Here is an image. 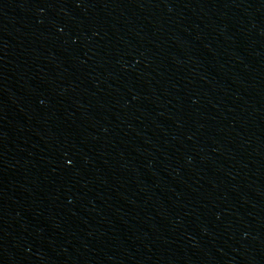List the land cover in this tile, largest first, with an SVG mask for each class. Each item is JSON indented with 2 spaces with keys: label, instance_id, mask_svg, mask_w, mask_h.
<instances>
[{
  "label": "water",
  "instance_id": "95a60500",
  "mask_svg": "<svg viewBox=\"0 0 264 264\" xmlns=\"http://www.w3.org/2000/svg\"><path fill=\"white\" fill-rule=\"evenodd\" d=\"M0 264H264V0H0Z\"/></svg>",
  "mask_w": 264,
  "mask_h": 264
}]
</instances>
